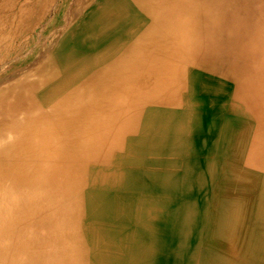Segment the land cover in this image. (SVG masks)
<instances>
[{"label": "bare ground", "instance_id": "bare-ground-1", "mask_svg": "<svg viewBox=\"0 0 264 264\" xmlns=\"http://www.w3.org/2000/svg\"><path fill=\"white\" fill-rule=\"evenodd\" d=\"M199 258L264 264V0H0V264Z\"/></svg>", "mask_w": 264, "mask_h": 264}, {"label": "rangeland", "instance_id": "rangeland-1", "mask_svg": "<svg viewBox=\"0 0 264 264\" xmlns=\"http://www.w3.org/2000/svg\"><path fill=\"white\" fill-rule=\"evenodd\" d=\"M215 169L217 170V168H214V170L210 173V176L208 177V187H207V191L204 192L205 193V201L204 200H200L201 201V207H202V213L201 216L197 222V230H196V237L199 240V246L198 249L200 253H203V250H205V237L206 234L208 232V224L209 221H213V226H215L216 224V220H217V215H216V210L217 207L215 205V199L213 196V181L216 180V174L217 172H215ZM212 174V175H211ZM203 193V195H204ZM203 248V250H202ZM200 263V258L196 260V264Z\"/></svg>", "mask_w": 264, "mask_h": 264}]
</instances>
